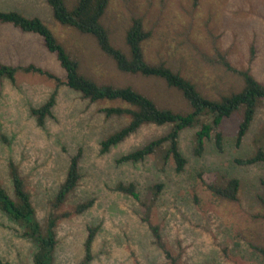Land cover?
<instances>
[{
  "label": "rangeland",
  "instance_id": "obj_1",
  "mask_svg": "<svg viewBox=\"0 0 264 264\" xmlns=\"http://www.w3.org/2000/svg\"><path fill=\"white\" fill-rule=\"evenodd\" d=\"M67 2L72 4V0ZM0 11L38 17L78 59L81 71L100 83L131 84L159 102L177 95L159 80L120 73L92 36L60 25L46 0H0ZM131 16L142 17L146 29L152 31L145 45L149 60L164 58L196 83L223 88L231 81L229 76L220 78L223 68L214 62L215 49H219L234 67L249 69L264 82V0H110L104 23L114 46L124 47ZM1 63L33 64L65 82L64 70L46 50L43 39L7 24H0ZM54 89L53 80L21 71L15 83L0 80V185L13 196L8 163L14 162L41 225L52 212L71 211L94 198V205L84 213L57 222L53 264L81 263L89 227H97V232L87 264H172L153 243L142 220L147 213L159 225L163 242L178 264H264L253 250V245L264 244L258 199L264 191V163H236L253 152L255 137L263 134L264 107L258 109L240 146L235 143L236 116L222 122V147L217 148L209 138L200 157L192 149L195 129L182 131L179 147L187 163L177 173L171 160L164 167L158 165L156 156L161 160L163 149L140 163L116 164L117 158L161 135L167 127L144 126L100 154L101 140L124 121L101 112L114 103H90L64 85L57 90L52 115L38 126L30 109L42 105ZM78 148L82 149L80 182L65 204L52 210L69 158ZM212 173L240 180L237 202L219 200L207 190L201 176ZM119 182L133 183L138 198L115 190ZM155 184L162 189L147 209L149 188ZM34 251L33 243L22 237V229L0 211V257L11 264H32Z\"/></svg>",
  "mask_w": 264,
  "mask_h": 264
},
{
  "label": "trees",
  "instance_id": "obj_2",
  "mask_svg": "<svg viewBox=\"0 0 264 264\" xmlns=\"http://www.w3.org/2000/svg\"><path fill=\"white\" fill-rule=\"evenodd\" d=\"M46 2L52 10L53 18L60 25L92 36L102 53L114 61L120 73L159 80L177 95L174 94L175 98L172 100L161 98L162 101L159 102L131 84L100 83L81 71L78 59L59 42L38 17H26L17 11H0V24L11 25L23 33L40 36L46 50L56 57L65 72V82H62L51 72L33 64L26 66L0 64V80L7 79L15 83L16 73L21 71L45 76L55 82V89L49 98L39 107L30 109V114L35 118L38 126L42 127L45 119L52 115L57 90L64 85L90 103H114L112 106L101 108V112L107 118L124 121L119 128L101 140L100 154L109 152L111 148L119 145L144 126L167 127L161 135L117 158L116 164L140 163L146 158L156 156L158 151L163 149L161 160L156 156L158 165L164 167L171 160L175 165V171L180 173L187 163L179 147L181 132L195 129L192 149L193 154L200 157L209 138L213 139L217 148L222 147V122L233 116L239 119L235 143L237 146L242 144L258 109L264 107V82L252 75L249 69L234 67L227 55L215 49L214 62L219 64L224 72V76L220 78L229 76L231 82L223 88L207 87L206 84L196 83L181 71L174 70L164 58L149 60L146 57L145 45L151 39L152 31L146 29L140 16H131L123 37L124 47L114 46L110 39V30L104 23L110 0H72L71 5L67 0H46ZM253 145L254 150L251 154L236 159L238 165L252 166L264 163V132L255 137ZM81 158V148L69 158L65 178L51 202L52 210L60 209L78 186L81 179L79 169ZM8 175L12 182L13 196L8 195L0 185V211L15 222L22 229V237L35 246L32 264H53V255L58 243L55 233L57 222L73 214L84 213L94 205V198L78 203L71 211L61 214L52 212L45 225H41L36 218L25 181L17 165L12 161L8 163ZM204 176L203 174L201 176L203 184L214 197L233 203L238 201L241 188L239 179L220 173ZM261 185L264 189V180ZM161 189V184L149 188L150 198L146 203L147 209L151 208ZM115 190L138 198L133 183L119 182ZM258 199L263 210L260 218L264 220V191L258 195ZM142 220L147 223L153 236V243L164 253L166 259L172 264H178L163 242L159 225L150 221L149 213ZM96 232L97 227L88 228V235L84 241V257L80 264L91 261ZM253 250L264 259V244L253 245ZM0 264L11 263L0 257Z\"/></svg>",
  "mask_w": 264,
  "mask_h": 264
}]
</instances>
